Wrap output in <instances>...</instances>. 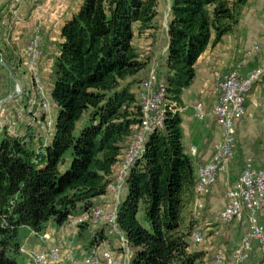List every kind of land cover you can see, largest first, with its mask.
<instances>
[{
    "label": "trees",
    "instance_id": "16d2710c",
    "mask_svg": "<svg viewBox=\"0 0 264 264\" xmlns=\"http://www.w3.org/2000/svg\"><path fill=\"white\" fill-rule=\"evenodd\" d=\"M248 1L171 0L166 50L157 60L168 103H182L199 57L236 30ZM158 6L159 0H83L62 26L50 74L57 110L51 142L31 126L22 134L7 127L2 132L0 264H18L20 229L40 233L50 221L63 226L108 193L115 167L140 129L139 87L156 56L143 55L135 37L154 31L151 37L159 38ZM22 97L28 108L29 94ZM183 137L181 114L167 110L164 128L147 135L145 151L126 177L118 225L130 243V264L211 262L192 245L193 224H186L197 170ZM108 228L82 222L81 255L106 241Z\"/></svg>",
    "mask_w": 264,
    "mask_h": 264
},
{
    "label": "crops",
    "instance_id": "0c3cea01",
    "mask_svg": "<svg viewBox=\"0 0 264 264\" xmlns=\"http://www.w3.org/2000/svg\"><path fill=\"white\" fill-rule=\"evenodd\" d=\"M82 3L83 0H0V48L3 52L23 53L33 33L42 29L41 46L45 55L40 61V71L43 80L48 79L46 90L48 98L53 105L52 115L54 118H57V110L55 103L50 98L52 90L50 74L54 57L59 53V44L63 41L61 29L64 23H61L56 28L58 37L48 33V30L44 31V26L47 20H58L60 18L65 21L71 19L79 11ZM75 6L77 7L76 10H74ZM43 10L46 11V14L42 13ZM238 64L242 66L240 69L242 76H247L255 69L264 67V0H249L243 9L236 30L225 35L219 43L211 44L199 57L196 63V78L193 84L184 91L182 103L176 105L182 117L185 149L193 157L196 170L206 164L213 156L215 147L221 140V129L215 117L211 115L205 120L198 119L195 116L194 106L196 103L202 102L206 111L210 112L217 102L219 82L223 80L226 74L235 69ZM23 80L25 91L30 96L28 117L25 120H21L25 123L15 129L13 128L12 132L22 134L31 126L40 133L42 129L38 117L43 112L41 108L33 104L37 89L28 77L26 78L25 76ZM34 103L36 102L34 101ZM246 109V115L236 124L237 152L235 160L229 172L225 175H220L216 184L204 196V208H208L206 213L223 210L227 203L225 198L227 184L241 173L248 158H252L256 166L260 165V159L264 154V76L254 84L248 94ZM6 121L7 118L0 121V138L2 137V127ZM52 134L47 137L45 134L40 133L46 144L51 142ZM191 147H193V151H191ZM116 168L117 165L115 170ZM229 174L231 179H229ZM124 191L125 189L118 196H113L108 192L98 198V202L101 206L108 207L112 211L118 209V205L125 198ZM188 209H196L195 196L189 202L186 211ZM204 215L205 213L203 214L200 211L198 213L194 212V222L200 221L204 218ZM246 220L240 223H230L232 228L225 227V229L221 228L220 230L216 228L214 233L223 238L229 237L231 233L233 235L237 234L239 243L248 229ZM109 229L106 243L115 253L116 264H120L121 259H124V264H127V260L120 248L118 235L110 233ZM42 233H47L48 235V239L45 242L43 241L41 246V249L46 250L48 249L47 244L48 246L49 244H60L65 239L64 236L67 232L64 225L57 226L53 221H50ZM33 237L34 235L30 238L35 239ZM196 249L204 251L206 258H208L210 253L208 248ZM25 250L23 252H28ZM220 252L223 254L225 263H228L233 252L228 251L227 248L220 250ZM259 261V258L253 253L247 264H259ZM61 264L65 263L62 261ZM210 264L216 263L213 260Z\"/></svg>",
    "mask_w": 264,
    "mask_h": 264
},
{
    "label": "built area",
    "instance_id": "2783aa9c",
    "mask_svg": "<svg viewBox=\"0 0 264 264\" xmlns=\"http://www.w3.org/2000/svg\"><path fill=\"white\" fill-rule=\"evenodd\" d=\"M40 47L41 39L39 35H36L28 46L30 56L28 64L34 71L35 78L38 77L37 65L41 54ZM241 67V64H238L219 82L217 102L210 112L206 111L202 102H198L194 106L195 116L198 119L205 120L211 115L215 117L221 129V140L216 145L213 156L197 170L195 207L200 209L205 206L204 196L216 184L220 175L229 172L235 160L237 152L236 124L246 115L248 94L254 84L264 76V67L255 69L247 76L241 75ZM139 96L142 106L141 129L133 144L128 147L120 175H117L108 187V191L113 194H120L124 190L126 177L135 161L145 151L147 135L164 128L167 110L178 111L176 104L168 103L166 84L158 79L155 68L151 69L148 77L141 82ZM45 107H47L46 104ZM191 151H193V147H191ZM225 198L227 203L221 211L220 221L229 224L240 223L247 219L248 229L234 249L230 261L225 263L223 254L218 252L214 256L215 263L247 264L254 253L260 260L259 264H264V154L260 159L259 166L255 165L252 158L247 159L241 173L228 182ZM88 220L89 222L92 220L94 224L98 225L108 224L110 232L118 235L120 248L127 264H130L132 252L127 237L118 225V209L107 211L102 207H94L89 213L70 217L64 226L66 230L75 233L78 226ZM40 237L43 241L48 239L47 234ZM205 237V233L197 228L192 231L190 238L193 243L200 244L205 240ZM26 254L30 264L62 263V254L57 246L49 247L47 251L26 252ZM116 262L115 253L109 248L106 241L95 245L88 254L77 257L76 254L71 253L69 258V264H116Z\"/></svg>",
    "mask_w": 264,
    "mask_h": 264
},
{
    "label": "rangeland",
    "instance_id": "374dc122",
    "mask_svg": "<svg viewBox=\"0 0 264 264\" xmlns=\"http://www.w3.org/2000/svg\"><path fill=\"white\" fill-rule=\"evenodd\" d=\"M76 6L75 9L76 10ZM159 30L157 31L158 39H154L151 37V34H154V31H151L150 33H147L143 36L136 35L135 37V44L138 46L140 51L143 53V55H151L152 53L155 54L156 59L153 60V63L151 64L150 69L146 73L144 79H146L151 71V69H156L158 67V57H161L164 55L165 47H166V41H167V35L166 30L168 26L169 19L171 17V0H159ZM46 14V11H42V13ZM63 20V19H62ZM60 18L58 20H47L44 26V31L48 30V33H51V35H55V37H58V33L56 32V28H58V25L60 26L61 23H65L67 20L62 21ZM45 21V20H44ZM43 21V22H44ZM42 29L38 32L37 30L33 33V36L39 35L40 39L42 40ZM41 32V33H40ZM156 34V32H155ZM31 38V39H32ZM31 39L29 40L26 49L23 53H16L14 52H3V50L0 48V121L7 118V121L2 127V132L5 127H7L9 133L13 134L12 129L16 128L17 126L21 125V120H25L28 117V108H25L22 102L23 95L27 94V91H25V88L23 86L24 83V77H28L33 82L34 86L36 87V93L33 98V104H36L35 106L41 108L42 115H39L38 119H40V127L42 131L41 134H45V136H50V134L53 131V127H55L56 124V118L52 115V109L53 105L51 104L49 98H48V92L46 90V87L48 86V79H44L41 77V71H40V61L42 57H44L45 52L42 49L43 47H40V57L38 60L37 65V75L38 77L35 78L34 71L28 64V60L30 59L29 56V49L28 46L31 42ZM10 64L12 66L13 70H11L7 65ZM36 75V76H37ZM51 79V78H50ZM143 79V80H144ZM46 80V81H45ZM142 80V81H143ZM45 82V83H44ZM39 84V86H38ZM39 94V95H37ZM34 101L36 103H34ZM31 104V103H30ZM45 104L47 107H45ZM141 129V128H140ZM139 130H137L134 137L131 139L128 147L133 144L134 140L136 139L137 135L139 134ZM2 140V137L0 138V142ZM128 148L124 151L123 156H121L120 162L117 164V168L114 173V178L117 175H120V171L124 162V159L126 157ZM229 179H231V175L229 174ZM125 189V188H124ZM111 193L110 191H108ZM113 196H118L119 193L113 194ZM102 207L104 210L112 211L111 209H108V207L104 206H97ZM202 212L204 215V218H202L198 222H194L193 220V214L194 212ZM208 211V208H198L190 210L188 209L186 211V224H195L193 225V230L200 228L205 233V240L200 244H195L192 242V245L195 248H208L210 251L208 258H210L211 262L214 260V256L216 253L220 252V250H224V248H227L228 251H234V249L239 244V236L233 235V233L230 234L229 237H219L214 232L217 230L225 229V227H231L232 225L222 223L220 221V214L221 211L216 210L212 213H206ZM208 214V215H207ZM208 216V217H207ZM89 222V220H88ZM90 223V229H95L99 225L94 224L92 220ZM110 230V229H109ZM66 234L64 236L65 239L60 244L54 245V244H47V247L57 246L60 248L61 251V258L62 261L65 264H69V258L70 254L74 253L77 257L81 256L82 250H83V240L78 239V233H79V226L78 229L75 231V233H71L69 230H66ZM114 233V232H110ZM38 232L33 231V235L35 239H31L30 237L32 235V230L28 228H22L20 229V236L23 238V243L21 247V251L26 249L25 251L28 252H36V251H42L41 246L43 244V240L40 236H44L47 233L40 232L39 235H37ZM215 234V235H214ZM216 236V237H215ZM28 239V241H27ZM42 242V243H41ZM45 242V241H44ZM46 245V244H45ZM28 249V250H27ZM46 249V251L48 250ZM17 256L18 264H30L28 255L26 252H23ZM123 253V251H122ZM120 264H124V259H121Z\"/></svg>",
    "mask_w": 264,
    "mask_h": 264
}]
</instances>
